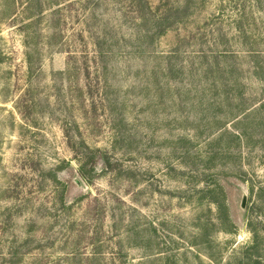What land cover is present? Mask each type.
Returning a JSON list of instances; mask_svg holds the SVG:
<instances>
[{
  "label": "rangeland",
  "instance_id": "rangeland-1",
  "mask_svg": "<svg viewBox=\"0 0 264 264\" xmlns=\"http://www.w3.org/2000/svg\"><path fill=\"white\" fill-rule=\"evenodd\" d=\"M0 264H264V0H0Z\"/></svg>",
  "mask_w": 264,
  "mask_h": 264
},
{
  "label": "water",
  "instance_id": "water-1",
  "mask_svg": "<svg viewBox=\"0 0 264 264\" xmlns=\"http://www.w3.org/2000/svg\"><path fill=\"white\" fill-rule=\"evenodd\" d=\"M75 183L77 185H81L82 184L81 181L77 177L75 178ZM244 205H245V197L242 198L241 207H244Z\"/></svg>",
  "mask_w": 264,
  "mask_h": 264
}]
</instances>
